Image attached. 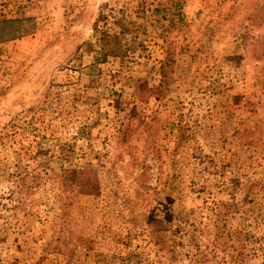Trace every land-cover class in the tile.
<instances>
[{"label": "rangeland", "instance_id": "obj_1", "mask_svg": "<svg viewBox=\"0 0 264 264\" xmlns=\"http://www.w3.org/2000/svg\"><path fill=\"white\" fill-rule=\"evenodd\" d=\"M0 264H264V0H0Z\"/></svg>", "mask_w": 264, "mask_h": 264}]
</instances>
